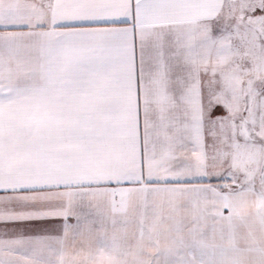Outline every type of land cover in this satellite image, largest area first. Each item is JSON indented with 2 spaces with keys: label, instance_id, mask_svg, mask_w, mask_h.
I'll list each match as a JSON object with an SVG mask.
<instances>
[{
  "label": "snow or ice",
  "instance_id": "obj_1",
  "mask_svg": "<svg viewBox=\"0 0 264 264\" xmlns=\"http://www.w3.org/2000/svg\"><path fill=\"white\" fill-rule=\"evenodd\" d=\"M0 264H264V0H0Z\"/></svg>",
  "mask_w": 264,
  "mask_h": 264
}]
</instances>
